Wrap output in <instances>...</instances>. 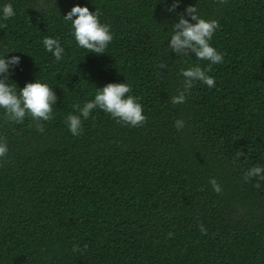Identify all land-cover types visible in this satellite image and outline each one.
Listing matches in <instances>:
<instances>
[{
    "label": "trees",
    "instance_id": "1",
    "mask_svg": "<svg viewBox=\"0 0 264 264\" xmlns=\"http://www.w3.org/2000/svg\"><path fill=\"white\" fill-rule=\"evenodd\" d=\"M5 2L16 14L0 19V52L21 58L10 80L20 88L40 78L57 101L43 131L0 109L9 148L0 158V264H264V180L244 179L264 165V0H181L174 12L173 0ZM76 4L111 26L105 53L77 46L63 19ZM188 6L218 21L211 42L223 62L208 69L214 87L197 81L174 105L180 68L209 64L168 48ZM45 36L64 47L60 61ZM109 82L131 85L146 121L133 127L95 109L72 135L65 116Z\"/></svg>",
    "mask_w": 264,
    "mask_h": 264
},
{
    "label": "clouds",
    "instance_id": "2",
    "mask_svg": "<svg viewBox=\"0 0 264 264\" xmlns=\"http://www.w3.org/2000/svg\"><path fill=\"white\" fill-rule=\"evenodd\" d=\"M167 0H165V3ZM181 0H173L166 10L174 12ZM186 14L176 13L178 21L172 23L169 33L168 48L177 56L188 57L194 53L198 60L208 61L207 67L200 64H189L179 70L183 77L182 90L171 97L172 104L183 103L186 94L199 81L208 87L215 86V77L209 74L211 65L223 62V53L219 52L212 44V38L218 28L216 19L202 17L195 6H188ZM15 9L10 2L0 3V19L8 20L15 16ZM190 17V19H189ZM65 21H70V32L78 47L93 53H105L106 48L113 39L111 26L99 19L97 10L90 11L87 5H74L63 15ZM43 48L51 53L55 60L63 58L64 47L58 38L45 36L42 39ZM7 52H0V109L9 121L22 122L26 116H30L36 123L37 128L43 131L41 121L53 118V105L56 104L57 96L50 84L40 78L26 82L18 88L15 82L10 80L9 71L20 64L21 58L16 55L9 56ZM131 85L126 82H109L103 87H96L93 98L87 100L82 106L76 105V113H68L64 123L68 131L79 136L83 131L82 118L88 119L95 109L105 113L129 126L143 124L147 117L144 115L143 105L139 98L129 94ZM179 131L185 126L183 119L177 118L174 122ZM9 151L6 140L0 137V158ZM256 178L264 180V165L256 164L244 172L246 181ZM210 185L217 193L221 186L215 178H210ZM201 231H205L201 225ZM75 247V246H74Z\"/></svg>",
    "mask_w": 264,
    "mask_h": 264
}]
</instances>
